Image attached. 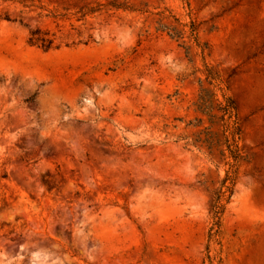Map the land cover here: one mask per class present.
<instances>
[{
  "label": "rangeland",
  "instance_id": "374dc122",
  "mask_svg": "<svg viewBox=\"0 0 264 264\" xmlns=\"http://www.w3.org/2000/svg\"><path fill=\"white\" fill-rule=\"evenodd\" d=\"M120 1L145 13L0 0V264H264V0ZM165 9L199 24L205 61L156 32ZM35 29L60 47L31 45ZM202 88L242 126L212 236L232 161L218 120L197 142Z\"/></svg>",
  "mask_w": 264,
  "mask_h": 264
},
{
  "label": "trees",
  "instance_id": "16d2710c",
  "mask_svg": "<svg viewBox=\"0 0 264 264\" xmlns=\"http://www.w3.org/2000/svg\"><path fill=\"white\" fill-rule=\"evenodd\" d=\"M107 8L108 10H123L132 13H145L143 10L131 6L126 2L120 0H87L84 6L80 8L81 20L88 16L94 15L97 12ZM43 9V7H40ZM62 15L50 13L46 17L58 18ZM157 27L156 32L166 34L171 39L181 42V46L186 50L189 55L194 50L196 55L200 56L203 61L206 60L209 45L203 42L200 38L199 24L196 21L189 23L182 22L177 16L172 14L168 9L163 12L156 13ZM7 19L10 20L9 16ZM57 38L50 36L49 32L35 29L30 32L29 43L37 46L44 51H50L60 46L56 43ZM207 81L211 86H215L220 91H224L221 87L222 81L219 75L208 69ZM223 99L220 100L216 93H210L202 88L196 103L197 111L208 117L209 127H205L203 133L208 136L205 140L199 138L197 142L211 143L210 136L212 135V128L217 125L219 121L220 132L223 137V145L226 147L228 153L227 158L232 162L229 163L230 169L228 170L225 178L222 181L220 190L216 193L214 204L212 208L213 225L211 229V236L216 234L221 226L223 214L226 209V204L231 199L236 185L238 175V163L242 159V150L239 147V140L242 135V126L239 118L238 107L235 100L231 96L223 94ZM203 122V119H200ZM202 133V134H203ZM187 139V138H180ZM226 155V154H225Z\"/></svg>",
  "mask_w": 264,
  "mask_h": 264
}]
</instances>
